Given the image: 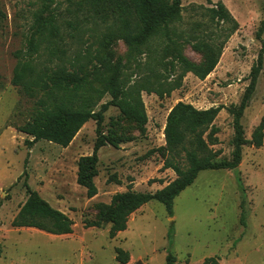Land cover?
<instances>
[{
  "label": "rangeland",
  "instance_id": "1",
  "mask_svg": "<svg viewBox=\"0 0 264 264\" xmlns=\"http://www.w3.org/2000/svg\"><path fill=\"white\" fill-rule=\"evenodd\" d=\"M218 3L237 22L238 31L224 45L211 74L203 81L186 74L179 89L163 98L141 93L147 116L144 133L123 120L116 108L104 113L101 132L130 141L117 149L107 145L98 151L93 180L97 195L88 199L85 189L77 185L76 175L78 160L92 154L94 121L86 123L67 148L39 141L28 149L24 142L31 139L17 131L29 120L41 97L30 98L12 84L17 64L27 58L34 17L45 9L43 18L54 20L58 30L54 43L63 50L60 57L67 69L68 62L80 56H88L92 65L97 59L111 64L119 61L128 86L140 79L152 82L155 77L149 69L170 84L178 80L180 71L153 61L164 56L163 64L171 61L170 53L164 55L167 43L155 41L150 46V58L146 54L137 63L129 60L122 41L102 43L108 23L102 22V17L90 19L97 0H0V264H166L168 253L174 264H205L210 259H216L217 264H264V137L259 148H242L241 163L235 170L199 173L174 199L172 216L163 205L151 201L128 218L124 232L110 239L111 225L102 222L99 215L116 194H153L176 179L171 170L161 169L165 156L160 149L165 146L167 117L178 103L198 111L225 108L212 124L217 130V145L210 149L220 152L215 162L230 161L234 130L226 109L239 105L249 84L250 69L261 49L255 35L264 20V0H181L182 21L175 27L178 36L173 40L185 59L201 65L203 56L193 51L190 30L206 20L200 17L203 11L195 8H211ZM212 32L210 29L200 37ZM45 54L31 57L37 70L43 69L42 64L53 67ZM109 101L105 96L99 106ZM262 120L264 54L254 94L240 121L246 140ZM25 182L53 209L67 216L73 223L71 235L53 236L11 227L27 199ZM97 223L98 227H89Z\"/></svg>",
  "mask_w": 264,
  "mask_h": 264
},
{
  "label": "trees",
  "instance_id": "2",
  "mask_svg": "<svg viewBox=\"0 0 264 264\" xmlns=\"http://www.w3.org/2000/svg\"><path fill=\"white\" fill-rule=\"evenodd\" d=\"M96 2V1H95ZM202 10L201 16L206 20L202 24H194L190 32L194 36L192 49L203 56L201 65H194L185 59L174 47L173 38L177 37L176 28L182 21L181 0H97L92 5V16L102 17V22L108 23L104 41L112 39L122 41L127 49L129 60L137 63L140 58L148 54L150 46L155 41L167 43L164 55L170 53L171 61L163 64L165 56L160 61L153 60L158 66L169 67L171 71L178 69V80L171 84L159 78L151 69L149 73L155 79L135 81L127 85L121 74V65L97 59L92 65L88 56H80L68 62L69 69L63 64L54 40L58 37V30L54 20L43 18V11L34 17L33 30L27 46V58L19 62L15 68L12 80L13 86L21 88V92L30 98L41 95L34 112L29 120L17 128L19 133L31 140L24 142L30 149L39 141L67 148L81 128L89 121L96 123V139L90 156L78 160L76 183L85 189L86 197L92 199L97 195L94 178L97 176L98 151L110 146L117 149L122 140L114 134H103L101 125L104 113L110 108H116L123 120L133 124L141 133L145 132L147 116L141 99V93L155 94L158 98L169 96L178 90L180 81L186 74H192L203 81L213 72L218 64L224 45L238 31V24L229 14L223 4L218 3L211 8H195ZM3 15L0 13V20ZM214 26V27H213ZM212 29L206 37H200ZM264 20L257 32L256 40L261 44L256 62L250 69L249 84L246 87L238 106L226 109L233 120L234 137L232 140L233 152L230 161L217 163L219 151L210 147L217 145L214 137L217 130L212 126L217 115L224 110L222 106L198 111L192 106L178 103L175 105L166 121L164 129L165 146L161 148L165 156L162 170H171L176 179L163 189L150 193H134L127 191L116 194L110 206H104L99 215L101 221L111 225L110 239L126 230L128 218L141 207L151 201L163 205L166 213L172 216V205L176 197L191 186L198 174L203 171L235 170L241 163L242 148L251 145L259 148L262 145L264 120L246 140L240 123L244 111L254 94L257 79L263 67L264 54ZM44 52L48 56V63L53 67L42 64L43 69H36L32 65ZM163 58V59H162ZM60 64H54V61ZM137 67H140L138 64ZM108 96V103L100 104ZM99 110L96 112V108ZM205 136V139L203 137ZM26 160L24 162V178ZM24 188L27 199L13 219L11 227L14 229H35L53 235L68 236L72 234L73 223L67 216L53 209L37 192L32 191L26 182ZM99 224L89 227H98ZM170 238V234L168 236ZM117 253H121L117 250ZM217 264L216 259L206 260L205 264ZM166 264H174L173 256L168 253Z\"/></svg>",
  "mask_w": 264,
  "mask_h": 264
}]
</instances>
